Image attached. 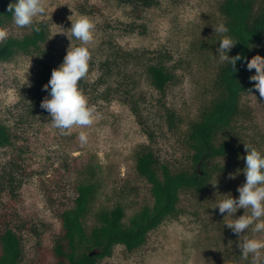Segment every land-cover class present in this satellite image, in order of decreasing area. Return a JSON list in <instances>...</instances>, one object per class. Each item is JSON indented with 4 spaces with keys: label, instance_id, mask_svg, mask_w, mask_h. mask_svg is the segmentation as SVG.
<instances>
[{
    "label": "rangeland",
    "instance_id": "1",
    "mask_svg": "<svg viewBox=\"0 0 264 264\" xmlns=\"http://www.w3.org/2000/svg\"><path fill=\"white\" fill-rule=\"evenodd\" d=\"M223 1L158 0L138 17L117 0H47L48 15L41 21L49 31L47 41L38 51L16 54L0 63V124L8 125L16 135L13 146L0 149V168L14 155H20L23 165L17 174L21 185L16 196L0 192V233L11 226L20 235L21 264L54 262L53 249L63 233L61 213L72 206L79 185H91L95 192L83 218L88 234L100 225L102 213L120 209L124 226H129L143 208L152 207L151 185L137 169L140 145L151 147L174 166L187 163L183 142L188 125L221 89L218 73L222 64L217 56L221 35L213 27L220 22L227 26ZM81 6L92 13H81ZM82 15L96 25L87 76L91 81L99 76L100 64L113 49L166 53L167 66L175 74L161 94L146 80L141 66L129 61L126 73L139 103L137 111L116 90L115 77L86 94L99 118L85 129L88 143L83 146L78 140L80 129L61 135L40 106L35 117L29 115L25 93L44 65L53 70L63 63L71 41L62 32L71 28L69 17L75 20ZM124 23H133L134 30L123 29ZM5 28L9 36L16 37L30 31L18 28L13 20ZM71 39L73 46H79V41ZM256 55L264 57V41L254 50ZM247 74L252 76L255 70L247 69ZM243 101L252 107L254 124L264 135V98L251 92ZM163 104L175 114L174 125L160 116ZM236 188L237 183L215 189L203 200L183 196L179 214L151 230L141 246L129 250L124 244H115L96 264H233L237 254L238 264H250L251 258H241L239 236L225 224L228 232L216 228L229 218L214 207ZM240 210L234 218L244 214ZM245 234L252 235L250 231L241 235ZM1 248L0 241V252Z\"/></svg>",
    "mask_w": 264,
    "mask_h": 264
},
{
    "label": "trees",
    "instance_id": "2",
    "mask_svg": "<svg viewBox=\"0 0 264 264\" xmlns=\"http://www.w3.org/2000/svg\"><path fill=\"white\" fill-rule=\"evenodd\" d=\"M120 4L130 6L136 16L158 3V0H117ZM13 0H0V27L12 22V13L8 5ZM227 18L228 35L238 43L230 51V57L240 54L242 59L237 61L233 72L231 66L223 63L218 73L221 89L209 102L204 105L198 115L188 125L184 146L187 152V163L174 166L164 161L158 153L147 145H140L137 152V169L151 185L154 198L152 207H145L131 220L129 226H124L123 212L115 209L100 215L101 223L90 234L87 233L83 218L88 212L94 198L91 185L76 187L77 196L72 206L61 213L63 233L53 249L54 262L52 264H96L99 258L111 253L115 244H124L132 250L141 246L147 234L158 227L164 220L175 217L181 211L183 196H192L198 200L205 198L218 188H228L237 183L236 191L231 193L233 198L239 197L238 187L246 182L243 173L246 157L244 143L254 145L264 153V135L254 124V111L243 101L245 94L258 92L254 89V82L249 80L246 61L254 56V50L264 41V0H224L221 3ZM83 14H90L91 9L79 7ZM133 23H124L123 29L134 30ZM39 33L30 29L21 37L9 36L4 43H0V63L8 61L16 54H25L41 49L49 37L47 26L40 22ZM156 54V55H154ZM166 53L157 52L150 55L149 50L125 52L121 49L112 50L100 64L99 76L91 81L88 77L80 82L85 94H91L94 89L115 77L117 89L122 91L130 100L133 108L138 109V101L129 88L126 65L129 61L134 66H141L143 74L149 84L159 93L175 80V74L167 66ZM52 68L44 65L39 76L31 81L25 90L28 98V114L36 116L41 101L49 96L50 88L45 91ZM99 94V92H97ZM97 94V97H98ZM162 118H167L174 125L175 114L162 105ZM149 136L153 138V133ZM16 138L12 128L0 124V149L13 146ZM20 155H14L0 168V192H9L16 196L21 185L17 174L21 171ZM229 174L235 179H229ZM217 180V186L213 183ZM237 212H241L237 211ZM225 222V221H224ZM224 222H219L216 228L227 231ZM231 237V241H232ZM1 252L0 264H21L24 258L22 240L16 230L7 226L0 233ZM92 248H99V253L90 256ZM233 264L240 260L237 254Z\"/></svg>",
    "mask_w": 264,
    "mask_h": 264
},
{
    "label": "clouds",
    "instance_id": "3",
    "mask_svg": "<svg viewBox=\"0 0 264 264\" xmlns=\"http://www.w3.org/2000/svg\"><path fill=\"white\" fill-rule=\"evenodd\" d=\"M8 11L12 13L13 23L18 28H29L39 33V24L48 15L47 0H17L8 5ZM69 19L72 22L71 28L62 33L69 38L71 44L63 63L52 70L48 84L44 85L45 91L50 88V98L45 97L40 107L50 114L51 127L61 135L69 136L74 129H80L78 140L83 146L88 143L85 129L92 127L99 118L96 106L89 102V97L80 86V82L89 74L92 60L90 48L95 42L96 25L88 16ZM213 29L221 35L217 49L218 63H227L233 72L237 71L236 64L242 56L237 54L230 57L228 53L238 41L228 35L230 30L224 22ZM8 37V29L0 27V43H4ZM71 38L79 41V46H73ZM246 64L249 71L255 70L249 80L254 82V89L264 98V57L256 55L247 60ZM248 92L251 93L252 89ZM244 147L247 155L241 158L246 164L243 169L246 182L237 189L239 197L233 198L231 193L223 195L224 198L214 208H218L222 215L227 213L224 218L229 219L225 225L239 236L241 258H251L250 264H264V235H258L264 234V153L250 143H244ZM228 178L235 179V175L229 174ZM212 185L216 187L217 180ZM239 209H243L244 214L234 218ZM249 231L252 235H241Z\"/></svg>",
    "mask_w": 264,
    "mask_h": 264
},
{
    "label": "water",
    "instance_id": "4",
    "mask_svg": "<svg viewBox=\"0 0 264 264\" xmlns=\"http://www.w3.org/2000/svg\"><path fill=\"white\" fill-rule=\"evenodd\" d=\"M98 253H99V251H97V250L91 251V252H90V256L96 255V254H98Z\"/></svg>",
    "mask_w": 264,
    "mask_h": 264
}]
</instances>
